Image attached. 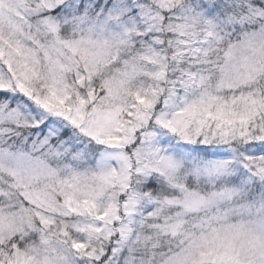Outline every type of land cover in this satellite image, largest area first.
<instances>
[{"label": "snow or ice", "instance_id": "1", "mask_svg": "<svg viewBox=\"0 0 264 264\" xmlns=\"http://www.w3.org/2000/svg\"><path fill=\"white\" fill-rule=\"evenodd\" d=\"M0 264H264V0H0Z\"/></svg>", "mask_w": 264, "mask_h": 264}]
</instances>
